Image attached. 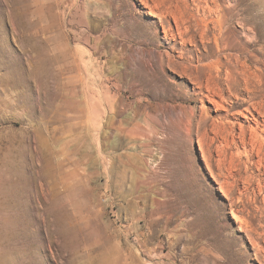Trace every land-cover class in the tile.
<instances>
[{"label": "rangeland", "instance_id": "rangeland-1", "mask_svg": "<svg viewBox=\"0 0 264 264\" xmlns=\"http://www.w3.org/2000/svg\"><path fill=\"white\" fill-rule=\"evenodd\" d=\"M205 2L255 74L227 113L169 66ZM263 97L264 0H0V264H264Z\"/></svg>", "mask_w": 264, "mask_h": 264}, {"label": "bare ground", "instance_id": "bare-ground-1", "mask_svg": "<svg viewBox=\"0 0 264 264\" xmlns=\"http://www.w3.org/2000/svg\"><path fill=\"white\" fill-rule=\"evenodd\" d=\"M207 2H205L204 5L205 7L201 8L203 12L202 22L205 28L204 31L201 32L199 36L202 47L195 48L191 46L188 49H186L187 46L186 42L187 41L192 42V40H184L183 42H181L182 45L181 51L179 52V56H178L180 62L171 59L169 62V66L173 68L175 71L187 77L189 80L193 81L195 85L197 86L199 85L198 86L199 89H205L206 92L208 93L206 97L210 100H214V102L218 101V100L216 101L215 98L217 99L219 98L221 101L225 100L223 95L224 90L220 85V82L222 80L220 77L221 72L223 70L225 71L226 78L224 79V81H226V85L230 87V85L234 84L238 79V78L232 79L234 69H237L235 71L238 74L245 77V78L240 77L244 79V85H245V87L243 86L244 89H242V92H244V94L247 95L248 101H254L257 98L256 95L257 85L253 84L255 74L254 72H253L254 75L250 73L251 72L250 66L249 67L246 66L244 62L240 63L239 58L241 57H237L232 53H230L231 51L234 50L233 46L231 45L230 35L228 34L231 24V17H229V14L226 13L225 9L229 10L231 5L229 4L224 10L220 11L221 13L219 14L217 12L218 10L216 8L210 7ZM212 4L213 5L215 4L214 1L212 2ZM176 8L178 9V7ZM210 15H214V17L212 19H209ZM179 18L181 19V21H177L176 19V22H174L176 23V26L178 28L180 22L183 23L187 22L186 20L187 17L183 16V14H179ZM208 24H211L213 27L208 28ZM180 35L182 36L181 33ZM184 35H189L188 27H186ZM194 37L195 36H193L192 39H194ZM202 78H204V83L202 81L203 80ZM200 93H202L201 90ZM222 104L223 102L217 105V107L221 109L219 112L227 113L228 110ZM247 113L249 114L250 117H247L246 115L244 116H246V118H248V120L252 122V125H250L249 128L247 127L244 128L241 126V127H237L236 131L232 130L234 131L232 133L233 134L232 139L234 140L237 139L238 141L236 140V142H238L241 145V147H243L245 151L252 158L255 159L256 166H258L257 168H259L260 170L262 169L264 175V102L263 100L262 101L260 100V102H256V101L253 102L250 105V108L247 109ZM258 188L260 192L261 191L263 192L264 179H262V181L258 184Z\"/></svg>", "mask_w": 264, "mask_h": 264}]
</instances>
